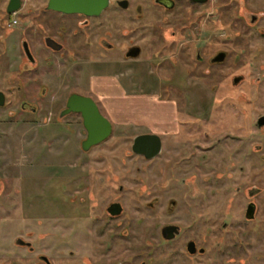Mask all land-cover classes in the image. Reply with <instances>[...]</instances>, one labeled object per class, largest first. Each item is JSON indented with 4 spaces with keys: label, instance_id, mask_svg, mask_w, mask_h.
<instances>
[{
    "label": "flooded vegetation",
    "instance_id": "1",
    "mask_svg": "<svg viewBox=\"0 0 264 264\" xmlns=\"http://www.w3.org/2000/svg\"><path fill=\"white\" fill-rule=\"evenodd\" d=\"M233 8L236 30L225 24V11ZM149 32L158 38L151 58L145 44ZM184 36L186 43L178 47ZM246 40L259 46H247ZM231 41L241 43L239 49L220 47ZM185 46L191 48L189 56ZM244 54L264 58V0H0V154L10 138L14 159L19 144L34 155L21 166L2 164L0 155V164L10 165L8 175L0 165V264H264V188L256 182L258 158L264 167V101H226L215 94L226 81L230 89L248 81L247 75H229L223 68ZM145 65L161 77L184 71L193 86L175 89L171 101H159L161 120L140 125L143 130L123 152L119 175L104 156L100 162L81 157L72 168L47 160L50 154L62 158L64 151L54 143L68 130L77 135V116L83 122L80 113L66 112L69 99L89 97L99 107L100 98L91 92L109 93L104 84L94 90L91 73L134 72ZM165 68L169 76L162 75ZM82 70L89 75V90H77ZM192 90L199 95L195 101L187 97ZM207 91L214 96L208 98ZM98 145L84 150L81 143V149L87 155ZM131 156L145 167L155 164L160 175L169 170L176 179L163 206L148 203L157 213L153 224L127 218L124 181ZM210 166L217 170L210 174ZM36 167L41 168L37 173ZM248 169H253L249 180L234 176ZM51 174L64 187L66 178H73L70 206L58 205L55 214L35 211L27 201L33 195L30 186H45ZM179 178L184 186L201 182L206 191L182 193ZM222 180L234 185L222 187ZM210 182L220 184L219 194L207 193ZM24 195L28 207L19 210L18 198ZM210 201L217 209L207 208ZM182 209V218L161 220V213L176 216ZM49 217H74L68 232L73 241L66 242V228L50 226Z\"/></svg>",
    "mask_w": 264,
    "mask_h": 264
},
{
    "label": "rangeland",
    "instance_id": "2",
    "mask_svg": "<svg viewBox=\"0 0 264 264\" xmlns=\"http://www.w3.org/2000/svg\"><path fill=\"white\" fill-rule=\"evenodd\" d=\"M234 12V8L225 11V24L227 25L228 23H231V27L236 30L238 29V27L234 26ZM194 34V37L196 38L198 34L196 32ZM211 38L217 41V38L216 36H214V34L211 36ZM186 41L187 38L185 36L181 37V41L179 42L178 47H180L179 45L181 43H186ZM246 43H248L247 46L255 44L250 40H246ZM145 44L146 51L148 52L147 56L151 58L152 53L158 48V38L156 37L154 32L147 33V35L145 36ZM240 44L241 43H233L231 41L229 43H226L225 45H221L220 47L235 50L239 49ZM215 45L219 46L217 42L215 43ZM255 46L258 47L259 44H255ZM182 49L184 50V56H186L185 51H187L188 56L190 55V47L186 49L185 46ZM193 50L194 49L192 48V51ZM233 61V58H231L223 68L228 71L229 75H231V73H243L247 75L248 81L235 89H230L228 84H226L227 81L225 80L226 82L224 90L222 91V93H220V91L215 92V94H217L216 96H224L227 99L226 101H231L235 97L240 99V101H264V69H260L258 66L260 63L264 65V58L255 60L251 56H249V54H244V56H242L239 61ZM172 63L174 66V59H172ZM82 64L86 65L84 63ZM86 72L84 70L77 72V90L90 89V78ZM92 74L93 73H91V82L93 83L94 90L98 91V88H100L101 86L100 84H104L105 86H107L106 89L109 88V93L106 94V96L101 97L99 94L94 92H91V94L94 98H97V100L98 97L100 98V101H97L99 107L101 108L103 114L111 120L113 126V133L111 137L107 141L98 145V147L93 149L89 154L85 155L81 149V143L86 138V131L81 117L77 116V135H74L67 129L68 131L66 130L67 132L64 133V138H62V140L58 144L54 143V146L60 145L59 151H64L62 158L57 160L55 158H52L54 154H50L52 156H47V160L54 162V164L56 162H59L60 160V162L65 165V167L72 168L73 165L78 162L79 158L81 157L82 160L85 161L88 160L89 162H94L96 161V159H98L97 161L100 162V157L104 156L103 159H105L103 161L107 160L113 162V165L115 166L114 171L119 175V172L121 171L120 162L121 158L123 157V152L126 148H129L131 146L133 137L137 135L141 130H143V127H140V125L144 123L152 124L155 119L159 120V118H161V115L163 114V106L159 103V101H171L177 94L175 89L186 90L192 87L193 84L188 78H186V73L184 71L177 70V73L172 75L171 77H161L158 71L155 72V70H152V68L150 69L148 65H145L144 68H136L134 72L121 71V69L115 70V68H112V71L111 69L98 70V72L94 73L93 75ZM162 75L169 76V70L165 68L162 71ZM100 76L106 77L100 78ZM194 76L196 77L197 75ZM255 79H258L257 83L254 82ZM165 87L166 89H164ZM204 88L205 85H199V90H203ZM192 91L193 92H191L190 94L188 93V95L186 94L187 91L185 92V94L184 92L182 93L183 95H187V97L190 96V101H195V99L198 98L199 95L194 90ZM207 93L208 98H212L214 96L212 92L207 91ZM164 97L167 98L164 99ZM179 98H182V96ZM166 114L167 115L162 119L165 120L164 122H167L169 120L170 113L166 111ZM1 139L3 142L4 138ZM258 141L260 142V140ZM22 145H25V143ZM22 145L19 144L22 149L19 148L17 152L18 154H16L17 157L15 156V158L18 159H14L15 153L12 152L11 139L8 138L7 146L4 145L5 148L3 147V150L0 154L2 157L1 160L3 161L1 163L8 164L11 161H14L18 162L21 166L31 161L32 157L34 156L33 153H31L33 150H29V148L23 149L24 146ZM54 151L55 153L58 152L57 149ZM54 151L51 150L50 153H53ZM85 157L86 159H84ZM128 160L129 171L127 180L124 181L128 189V191L126 192L127 218L132 222L138 221L136 223L137 225L153 224L156 221L157 213L149 209L150 207L148 206V203L152 202L153 204L151 206L155 208L156 201H159L158 204L160 206H163L165 198L168 197L171 193V180L173 181L175 177L169 170H165L163 174L160 175V171L157 170V166H155V164L145 167L133 156H131ZM100 164L101 163L96 164V167L99 168ZM1 166L3 168V171H5L8 175L10 173V165ZM209 168V170L207 168V171H209L210 174L213 171L217 170V168H212L211 166ZM40 170V167H36L34 172L37 173ZM252 171L253 169H248L246 170L245 174H240L238 171H236L234 176L236 175V177L240 176L242 178L245 177L249 180L250 173ZM141 177L143 180L141 179ZM180 177H182V175ZM72 179L68 177L66 178L67 181H65V183L68 184V187L65 186V189L63 185H60L58 182H54L52 180L51 174L48 179V183L45 186L41 187L35 184H32L31 186L29 185L31 187L33 195L31 197H28L27 201L31 205H33L34 210L38 212H48L49 214H55L56 210L58 209V205H60V207H64V209L67 210L68 206H70L69 196L73 194L74 188V182ZM144 179L148 180V182L146 183V186H143L145 188L141 189V181H144ZM162 180H164V183L161 182ZM165 180L167 181L165 182ZM224 182L231 186L234 185V183L230 180H222V187L225 185ZM256 182L258 187L264 188V167L262 164H260V158H258V166L256 169ZM176 185L178 186L177 188L180 192H182L183 190L187 192L189 188H191L193 192L202 190L206 191L207 188V185L201 184V182L194 183L190 186H184L180 183V178L179 182L176 181ZM222 187H220V184L211 183V189H209L207 193L219 194L220 188ZM191 192H189V195L191 194ZM229 192H233L232 187H230ZM24 197L25 195L22 196V198L20 196L18 198L19 210H26L28 207ZM209 203V206H207L209 210L217 209V206L213 205L212 201H210ZM71 206H73L72 203ZM184 212L185 210L182 209L176 216H169L161 213V220L168 222L175 221L176 219L182 218V216H184ZM22 219L23 218H20L21 221ZM60 220L64 219L57 220L53 217H49V225L64 226L66 228L64 236L67 238V240L65 241H73V234H68V232L73 231V227L76 224V222L74 221L75 218L66 217L64 223L58 222ZM184 221L186 224H188L190 222V218H185ZM82 224H85V222Z\"/></svg>",
    "mask_w": 264,
    "mask_h": 264
},
{
    "label": "water",
    "instance_id": "3",
    "mask_svg": "<svg viewBox=\"0 0 264 264\" xmlns=\"http://www.w3.org/2000/svg\"><path fill=\"white\" fill-rule=\"evenodd\" d=\"M67 113L77 112L82 115L83 125L87 131V138L82 142L84 150L98 145L112 133V123L101 114L96 102L79 95L72 96L67 102ZM140 137L135 139L134 150L138 151Z\"/></svg>",
    "mask_w": 264,
    "mask_h": 264
},
{
    "label": "crops",
    "instance_id": "4",
    "mask_svg": "<svg viewBox=\"0 0 264 264\" xmlns=\"http://www.w3.org/2000/svg\"><path fill=\"white\" fill-rule=\"evenodd\" d=\"M107 89H109V88H107ZM106 91V90H105Z\"/></svg>",
    "mask_w": 264,
    "mask_h": 264
}]
</instances>
